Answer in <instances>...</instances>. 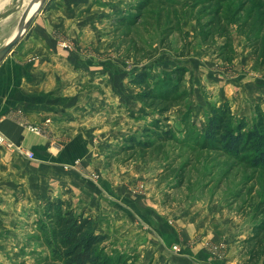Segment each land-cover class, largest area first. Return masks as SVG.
I'll return each instance as SVG.
<instances>
[{
    "label": "rangeland",
    "instance_id": "obj_1",
    "mask_svg": "<svg viewBox=\"0 0 264 264\" xmlns=\"http://www.w3.org/2000/svg\"><path fill=\"white\" fill-rule=\"evenodd\" d=\"M32 1L5 0L0 21L6 28L0 33V47L17 29L21 12ZM91 5L90 11L102 14L103 20L100 27L89 28L92 36H101L104 42L97 45L93 37L79 47L88 65L110 70L108 59H115L120 62L113 65L119 70L128 69L132 76L146 66L150 82L179 67L186 68L187 73L178 88L177 94L185 92L180 101L155 102L148 107L137 100L138 89L129 82L134 88L135 110L124 109L122 114L111 116L109 107H93L92 113L106 118L102 120L112 126L107 132L113 131L118 139L102 142L94 138L89 142L95 153H104L101 160L107 171L101 173L95 169L96 164L89 165L83 174L87 182H98L111 169L118 176L137 171L139 174L125 183L130 194L150 204L145 212L154 218L167 209L178 210L183 216L204 213L214 221L229 218L233 225L238 222L236 231L247 226L254 234L256 224L264 218L262 207H256L264 202V168L251 167L250 155L243 149L237 156L220 149L203 150L202 134L212 110L223 105L230 108L233 125L245 122L251 126L259 113L264 114V93L257 95V86L264 78V0H93ZM66 38L64 44L70 51L78 49L69 36ZM95 71L81 85L86 87L81 101L89 106L105 93L104 79ZM221 76L224 79L220 81ZM245 79L250 80L246 87L249 92L242 86ZM167 106L166 112L161 111ZM165 131L170 134L168 141L161 133ZM94 149L89 146L95 157ZM90 173L98 179L90 180ZM12 191L7 188V196L0 197V264H51L38 221L43 201L48 196L64 197L66 189L61 188L60 195L45 189L43 200L20 205L10 198ZM216 232L221 236L218 225ZM107 236L105 254L112 260L127 258L129 264H159L154 254L143 257L138 253V248L132 247L133 240L120 244L119 249L114 231ZM141 242L137 240L135 245ZM252 246L240 243L248 256ZM219 250H226V245L220 243Z\"/></svg>",
    "mask_w": 264,
    "mask_h": 264
},
{
    "label": "crops",
    "instance_id": "obj_2",
    "mask_svg": "<svg viewBox=\"0 0 264 264\" xmlns=\"http://www.w3.org/2000/svg\"><path fill=\"white\" fill-rule=\"evenodd\" d=\"M92 1L47 0L17 45L0 62V135L9 144H0V197L7 196V188H11L10 198L16 204H32L46 198L45 189L60 195L64 188L70 191L76 209L90 215L100 233L114 231L119 249L133 240L132 247L138 248V253L143 257L154 254L159 264H248L249 256L240 243L253 235L250 227L236 231L238 222L233 225L229 218L214 221L204 213L183 216L178 210L168 209L154 218L145 212L150 204L130 194L125 183L139 174L137 171L118 176L111 169L98 182H87L83 174L89 165L96 164L95 169L101 173L107 171L101 160L104 153L96 154L89 142L94 138L102 142L118 139L113 131L107 132L112 126L102 120L106 118L92 113L93 107H109L111 116L136 108L134 88L128 84L132 76L129 70H119L113 63L120 61L115 59H108L110 70L88 65L86 54L80 52L79 47L93 37L97 45L104 42L101 36H92L89 28L100 27L103 20L102 14L90 11ZM6 5L0 0V10ZM5 28V22L0 21V33ZM66 36L78 49L63 47ZM95 70L104 79L105 93L89 106L81 101L86 93L81 85ZM134 70L132 67V74ZM261 79L258 96L264 93ZM249 83L248 79L243 81L246 92L250 91L246 88ZM20 150L31 152L34 160H28ZM217 225L221 236L216 232ZM137 240L142 242L136 246ZM220 243L226 245V250L220 252ZM172 245H178L180 252L172 251ZM255 264H261V260Z\"/></svg>",
    "mask_w": 264,
    "mask_h": 264
},
{
    "label": "trees",
    "instance_id": "obj_3",
    "mask_svg": "<svg viewBox=\"0 0 264 264\" xmlns=\"http://www.w3.org/2000/svg\"><path fill=\"white\" fill-rule=\"evenodd\" d=\"M186 73V68L179 67L163 72L157 80L150 82L148 67L141 66L129 82L138 89L137 100L152 107L155 102L168 104L180 101L185 92H177ZM168 109L167 106L161 111ZM161 133L168 137L165 140H170L168 131ZM202 136L203 150L220 149L225 154L237 156L243 149L250 155L251 167L264 168V114L259 113L251 126L245 122L233 125L230 108L220 106L212 110ZM142 146L145 147L144 144ZM263 205L264 202H261L256 206L262 207L260 214H264ZM41 215L38 231L49 252L51 264H129L127 258L114 261L105 254L107 234L96 230L90 215L74 209L69 190H66L64 197L48 196L42 203ZM250 243L253 246L248 251V264H255L259 260L264 264V218L260 224H256L253 236L245 242L246 246Z\"/></svg>",
    "mask_w": 264,
    "mask_h": 264
},
{
    "label": "water",
    "instance_id": "obj_4",
    "mask_svg": "<svg viewBox=\"0 0 264 264\" xmlns=\"http://www.w3.org/2000/svg\"><path fill=\"white\" fill-rule=\"evenodd\" d=\"M47 0H33L31 5L27 7L18 22V26L15 34L0 48V62L10 53V51L17 45L19 40L25 34L27 29L29 28L34 16L38 13V11L42 8V6L46 3ZM38 2L39 5L37 9L32 12L30 15L28 13L34 3Z\"/></svg>",
    "mask_w": 264,
    "mask_h": 264
},
{
    "label": "built area",
    "instance_id": "obj_5",
    "mask_svg": "<svg viewBox=\"0 0 264 264\" xmlns=\"http://www.w3.org/2000/svg\"><path fill=\"white\" fill-rule=\"evenodd\" d=\"M63 47L64 48H68V45L67 44H63ZM0 144L9 145L7 140L1 135H0ZM20 154L25 156L28 160H34V155L31 152L27 151V150H20ZM88 176H89L88 178L90 180H92V181H96L98 179V176L96 174H94V173H90ZM171 250L174 251V252H178L177 245H173L171 247Z\"/></svg>",
    "mask_w": 264,
    "mask_h": 264
},
{
    "label": "bare ground",
    "instance_id": "obj_6",
    "mask_svg": "<svg viewBox=\"0 0 264 264\" xmlns=\"http://www.w3.org/2000/svg\"><path fill=\"white\" fill-rule=\"evenodd\" d=\"M38 5H39L38 2L34 3L31 7V9L29 10L30 12L28 13V15H30L32 12H34L37 9Z\"/></svg>",
    "mask_w": 264,
    "mask_h": 264
}]
</instances>
